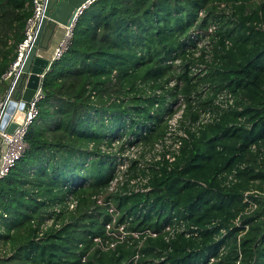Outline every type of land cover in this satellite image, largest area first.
Returning a JSON list of instances; mask_svg holds the SVG:
<instances>
[{
	"label": "trees",
	"instance_id": "16d2710c",
	"mask_svg": "<svg viewBox=\"0 0 264 264\" xmlns=\"http://www.w3.org/2000/svg\"><path fill=\"white\" fill-rule=\"evenodd\" d=\"M31 10V0H0V94ZM211 24V58L200 76L190 75L188 31ZM175 55L178 65L165 62ZM171 77L180 85L165 89ZM40 88L27 146L0 177V264H144L165 250L159 263L194 264L221 246L212 264H264V0H94ZM155 88L161 91L146 93ZM220 88L233 105L183 140L172 163L146 171L150 189L107 191L113 155L101 143L125 135L152 143L178 94L182 116L193 118L194 105ZM68 194L72 210L62 204ZM109 203L126 229L159 231L174 214L197 226L199 237L178 233L165 243L158 234L137 245L128 236L101 247L93 238H104Z\"/></svg>",
	"mask_w": 264,
	"mask_h": 264
},
{
	"label": "built area",
	"instance_id": "2783aa9c",
	"mask_svg": "<svg viewBox=\"0 0 264 264\" xmlns=\"http://www.w3.org/2000/svg\"><path fill=\"white\" fill-rule=\"evenodd\" d=\"M94 0H83L81 4L76 8L73 20L70 24L63 27L60 38L52 48L49 56L48 63L44 71L48 68L49 63L57 59L62 52L66 49L70 36L71 29L77 15ZM32 10L31 14L25 19L22 29V39L17 43L15 49V55L12 61L9 63L6 71L2 74L3 77H10L11 82L19 70V66L25 55L26 50L31 44V40L35 31V27L40 17L42 16V9L44 0H31ZM218 9H223L225 13L229 11V4L224 2L215 3ZM200 14V12H199ZM254 26L256 23H254ZM214 25L211 24L205 28L191 27L189 29L190 37L192 38L193 45H190L186 50L185 56L187 57V51H190V57L193 59L187 64V72L193 76H200L206 69V62L211 58V40L210 36L214 29ZM225 43L229 42L225 40ZM188 46V45H187ZM201 58V59H199ZM173 65H178L180 57L175 55L173 58H169L165 61ZM42 78L43 73L39 74ZM10 82V85H11ZM41 83V81H40ZM40 83L34 89L31 97L23 105V115L19 123H17L10 132L3 128H0V177L3 176L7 170L13 165L24 152L27 144L24 140V134L28 124L34 118L37 113L36 102L42 97ZM174 84L180 85V80L175 77L168 78L164 83V88H170ZM0 97V122L4 113L6 102L9 99V89ZM161 88H155L153 90H146V93L158 94ZM207 84H201L197 88L199 97L202 100L206 98ZM193 97V93L190 94ZM192 103L194 101L192 100ZM234 103L233 95L225 88L217 89L213 92L210 99L206 101V105L199 106L194 105L196 114L193 118L183 117L182 112L184 109L183 97L178 94L177 99L170 105V112L164 115L165 130L162 136L157 138L152 143H144L141 139H135L132 135H125L120 139H113L108 144L101 143L99 148L101 151L110 153L113 155V173L108 182L107 191L117 192L118 194L128 195L131 192H144L150 189L148 184V171L150 168L158 169L160 165L169 164L174 160V155L177 153L179 145L182 139H187L190 133H195L198 128L203 124H206L217 117V113H220L223 109H227ZM144 133L143 131L141 132ZM133 165V169L129 171ZM137 170L144 171L143 173L136 172ZM62 204L68 210H72L75 205V199L68 194ZM55 211L58 210V206H54ZM110 214V220L104 223V238L94 237L95 241H98L101 247H111L117 242L127 241L128 236L135 238L137 245H139L145 236L154 237L158 234L161 235L162 240L168 243L180 233L184 237L197 236V226L186 221L179 216H171L169 221L165 223L159 231L151 230L149 228L140 229H126L125 222H116V214L118 213L114 205L109 203L107 208ZM51 217L45 218L40 227H44L49 223ZM237 224V219L234 221ZM109 238H105V236ZM103 240V241H102ZM169 250V247H167ZM222 246L218 249L217 255H207L203 261L201 258L195 261L194 264H212L217 262L218 256L222 253ZM166 250L160 252L158 257H155L151 263L144 264H165L158 261L164 259ZM134 259L136 255L133 256ZM220 264V263H216Z\"/></svg>",
	"mask_w": 264,
	"mask_h": 264
},
{
	"label": "water",
	"instance_id": "95a60500",
	"mask_svg": "<svg viewBox=\"0 0 264 264\" xmlns=\"http://www.w3.org/2000/svg\"><path fill=\"white\" fill-rule=\"evenodd\" d=\"M83 0H44L42 16L36 24L31 44L25 52L16 78L13 79L8 92L0 128L10 132L20 122L23 105L31 97L40 83L39 74L44 73L48 63L50 46L57 31L70 24L76 8Z\"/></svg>",
	"mask_w": 264,
	"mask_h": 264
},
{
	"label": "clouds",
	"instance_id": "9594fccd",
	"mask_svg": "<svg viewBox=\"0 0 264 264\" xmlns=\"http://www.w3.org/2000/svg\"><path fill=\"white\" fill-rule=\"evenodd\" d=\"M220 89H221V88H220ZM225 89H226V88H225ZM209 93H210V92H209ZM210 97H211V96H210ZM209 99H210V98H209ZM163 118H164V116H163ZM164 124H165V123H164ZM201 127H202V126H201ZM201 127H200V128H201ZM200 128H198L197 131H196L195 133H190V132H189V133H188L189 136H188L187 139L190 138V134H194V135L197 134V132H198V130H199ZM164 130H165V128H164ZM143 132H144V131H143ZM163 133H164V132H163ZM141 134H142V133H141ZM143 134H144V133H143ZM162 135H163V134H162ZM162 135H161V136H162ZM159 137H160V136H159ZM159 137H158V138H159ZM187 139H182V141H183V140H187ZM182 141H181V143H182ZM181 143H180V145H181ZM180 145H179V147H180ZM178 150H179V148H178ZM178 150H177V153L174 155V160H175V156L178 154ZM174 160H173V161H174ZM173 161H172V162H173ZM172 162H170V163H172ZM170 163H169V164H170ZM169 164H168V165H169ZM148 178H149V175H148ZM148 184H149V182H148ZM117 194H118V193H117ZM119 195H126V194H119ZM243 200H245V198H243ZM173 215H174V214H173ZM173 215H171V216H173ZM171 216H170V217H171ZM175 216H178V215H175ZM170 217H169V218H170ZM179 217H181V216H179ZM181 218H183V217H181ZM183 219H185V218H183ZM235 219H237V224L234 223ZM235 219L233 220V224L238 225V224H239V219H238V217H236ZM168 221H169V219L167 220V222H168ZM186 221H187V219H186ZM167 222H166V223H167ZM187 222H189V221H187ZM164 224H165V223H164ZM164 224H163V225H164ZM163 225H162V226H163ZM229 228H230V226H229ZM245 228H246V224H243L241 230L243 231ZM222 232H223V231H222ZM240 233H241V232H240ZM196 260H197V259H196ZM196 260H194V263H195Z\"/></svg>",
	"mask_w": 264,
	"mask_h": 264
},
{
	"label": "crops",
	"instance_id": "0c3cea01",
	"mask_svg": "<svg viewBox=\"0 0 264 264\" xmlns=\"http://www.w3.org/2000/svg\"><path fill=\"white\" fill-rule=\"evenodd\" d=\"M62 31H63V27H61V29H60L59 31H57V35L54 37L55 40H54V42H53V43L51 44V46H50V51H49V53L51 52L52 48L54 47V45L56 44V42H57L58 39L60 38ZM5 78H6V77H5ZM8 80L10 81V78H8ZM2 94H3V92L0 94V96H2Z\"/></svg>",
	"mask_w": 264,
	"mask_h": 264
},
{
	"label": "rangeland",
	"instance_id": "374dc122",
	"mask_svg": "<svg viewBox=\"0 0 264 264\" xmlns=\"http://www.w3.org/2000/svg\"><path fill=\"white\" fill-rule=\"evenodd\" d=\"M8 78L7 79H5V81L4 82H7V85H4V89L1 91V93L3 92V94H2V96L7 92V89H8V87H9V85H10V82H11V79H10V81L8 80ZM174 103V102H173ZM3 251V247H1L0 246V253Z\"/></svg>",
	"mask_w": 264,
	"mask_h": 264
}]
</instances>
